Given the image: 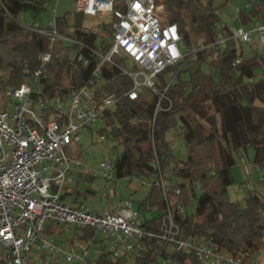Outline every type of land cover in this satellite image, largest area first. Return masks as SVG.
<instances>
[{
    "label": "trees",
    "instance_id": "obj_1",
    "mask_svg": "<svg viewBox=\"0 0 264 264\" xmlns=\"http://www.w3.org/2000/svg\"><path fill=\"white\" fill-rule=\"evenodd\" d=\"M155 2L164 6L166 21L177 25L180 45L185 49H181L183 57L177 64L158 74L157 92L143 86L134 100L123 96L132 85L131 78L118 68L123 59L113 57L112 62L101 64L97 97L108 93L119 96L116 106L102 117L108 122L115 119L109 131L122 146L115 158V177L149 182L148 191L135 206L139 215L143 214L141 222L146 231L160 233L163 212L170 208L179 237L203 238L231 253L240 250L245 259L263 247L264 191L261 196L248 189L244 204H239L229 199L227 187L232 182L231 169L237 156L241 158V152L249 146L252 166L259 170L264 188V48H251V53L245 54L233 38L227 39L224 46L214 43L217 33L225 31L230 21H222L220 16L228 0ZM44 5L45 0H0V92L29 81L39 67L38 54L50 50V61L35 88L41 90L38 96L42 100L66 97L89 80L100 62L95 51L107 52L111 22L103 24L104 33L94 31L84 26V16L76 11L55 17L56 30L73 42L57 40L49 48L48 37L34 30V23L26 26L18 20L22 11L33 9L37 15ZM236 15V25L264 22V0H247L245 6L237 8ZM99 35L103 40L97 44ZM200 44L208 47L194 50ZM238 58L239 63L234 64ZM82 59L88 63L84 65ZM38 96L32 95L34 99ZM47 112L54 113V109L48 108ZM169 128L178 130L184 158L166 138ZM161 178H177L174 186L179 193L166 189L164 196ZM86 193L95 190L86 189ZM191 196L195 207L189 213L186 206L191 205ZM177 204L182 206L181 211L176 209ZM155 207L158 215H145ZM73 231L79 240L96 241L92 227L75 225ZM142 242L144 249L133 257L132 264H157L160 259L167 264H199L194 252L162 246L158 239L147 236ZM93 263L129 264L128 256L113 259L105 245Z\"/></svg>",
    "mask_w": 264,
    "mask_h": 264
},
{
    "label": "built area",
    "instance_id": "obj_2",
    "mask_svg": "<svg viewBox=\"0 0 264 264\" xmlns=\"http://www.w3.org/2000/svg\"><path fill=\"white\" fill-rule=\"evenodd\" d=\"M74 3L75 11L84 17H107L111 22L110 46L105 54L95 51L100 62L89 80L66 97L40 99L41 90L36 89L35 84L50 61L51 52L47 50L38 54L39 67L29 81L0 92V254L3 264H59V257L85 264L88 245L78 240L76 251H68L62 242L55 243L50 234H45L50 225L94 228L102 234L105 250L113 259L139 256L144 249L142 238L147 236L158 239L162 246L194 252L199 264H264L263 255L254 254L244 259L243 251L231 253L208 244L203 238L179 237L175 214L170 208L163 212L161 232L155 234L144 229L129 198L111 210L106 204L96 209L83 202L65 200L66 195L77 191V184L86 179V175L102 178L106 188L115 178V159H103L92 169L80 155L65 153L68 145L80 140L81 129L90 128L119 100L115 93L97 97L102 81L101 64L112 62L113 57L123 59V65L118 68L132 80L123 96L134 100L143 86L157 92L158 74L183 57L177 25L166 21L163 5L155 0H74ZM52 12L54 19L47 27L34 24L33 29L48 37L49 48L57 40L73 42L56 30L54 8ZM236 12L237 8L227 22V29L217 33L214 43L224 46L227 39L233 38L244 48L251 45L255 37L258 43H264V22L255 21L247 27L236 25ZM206 47L208 45L200 44L194 50ZM239 61L236 59L234 64ZM82 62L88 63L85 59ZM128 64L134 70L128 69ZM167 87L168 84L161 96ZM33 94L38 98L34 99ZM4 97L7 101L1 104ZM32 105L37 109L30 108ZM48 108L54 109V113H48ZM108 138L113 137L105 130L100 133L99 142ZM86 150L90 151V147ZM160 183L164 186V196L166 189L179 193L173 180L161 178ZM105 196L107 194L103 193L102 197ZM176 209L181 211L182 206L177 204ZM262 245L264 247V234ZM36 256L41 258V263L35 262ZM157 264H167V261L160 259Z\"/></svg>",
    "mask_w": 264,
    "mask_h": 264
},
{
    "label": "rangeland",
    "instance_id": "obj_3",
    "mask_svg": "<svg viewBox=\"0 0 264 264\" xmlns=\"http://www.w3.org/2000/svg\"><path fill=\"white\" fill-rule=\"evenodd\" d=\"M247 0H228V3L224 7V9L220 12V16L222 21H229L230 15L234 13L235 8H241L245 6ZM160 5V4H159ZM53 6V7H52ZM52 8L55 9V17H60L64 14H72L75 12V3L74 0H45L44 9L39 12V14H35L33 9H27L22 11L18 15V20L23 25L29 26L31 24H39L41 27H47L48 22L54 19V13L52 12ZM164 8V6H163ZM109 22L107 17L100 18V17H83V24L84 26L91 28L94 31H99L104 33L102 28L104 23ZM103 37L101 35L98 36L97 44H100ZM181 49H185L184 46L180 45ZM191 48L193 45L190 46ZM251 48H257L261 50L264 48V44L258 43V39L255 37L253 44L244 47V53L250 54ZM127 68L130 70H134V68L128 64ZM5 88H3V91ZM4 94V93H3ZM7 99L4 97L2 99L1 104H3ZM12 108V107H11ZM30 108L36 110V106L32 105ZM37 112V111H36ZM41 114V112H37ZM116 123L115 119L112 118L111 121H107L104 118L97 119L90 128H83L79 131L80 133V140L74 145H68L65 148V153L67 155H80L82 160L85 162H89L90 167L92 169L96 168L99 162L103 159H115L118 156V153L121 151V145L117 144L118 142L113 138H108L103 142H99L100 137V130L106 129L110 130V128ZM166 138L171 140L173 143L174 150L178 155L181 157H185V150L184 144L182 140L178 136V130L175 128H169L166 132ZM117 144V145H116ZM116 147L114 148L113 146ZM90 147V151H87L86 148ZM242 157L239 158L237 156L236 163L232 167V182L227 187V194L230 200L236 201L239 204H244V195L246 191L249 189L257 193L258 195H263L264 188L259 181V173L258 171L252 168L251 163V156L252 150L248 146L246 150L241 152ZM241 166H244L249 170L252 174L247 179L249 183L248 189H243L240 184L243 181V173L241 171ZM175 182L179 181L177 178L174 179ZM181 181V180H180ZM187 182L186 180H182ZM77 193L69 194L65 196V200L76 201H83L86 205L90 207H94L97 204H101L99 202L98 197L101 194H107L105 196V200L110 201L108 204V208L111 210L112 206L117 205V203H121L124 199H131L133 202V206H137L138 202L144 197L146 192L149 189V182L148 181H141L137 178H117L115 177L112 181L109 182V186L106 188L105 181L100 178L96 177L92 180L84 179L80 181L77 186ZM86 189L95 190V193L87 194ZM76 197V199H75ZM191 205L186 206V210L191 213L194 211L195 207V198L191 196ZM97 207V206H95ZM98 208V207H97ZM159 211L155 208L151 212L145 213V215L155 216L158 215ZM140 217H143V214L140 213ZM62 225H59V227ZM50 225L45 231V234L51 235L54 239L55 243H59L60 240L68 249V251H76V245L78 242V238L76 239L73 225L63 226L59 233H56ZM96 241L87 238L86 240H82L85 244L88 245L87 250V257L88 261L85 264H94V260L97 257L101 247L106 244V241L102 239V234L96 232ZM36 263H41V258L36 256L34 258ZM134 261L133 257H128L129 264H132ZM59 264H77L76 260L72 262H67L64 257H59L58 259Z\"/></svg>",
    "mask_w": 264,
    "mask_h": 264
},
{
    "label": "crops",
    "instance_id": "obj_4",
    "mask_svg": "<svg viewBox=\"0 0 264 264\" xmlns=\"http://www.w3.org/2000/svg\"><path fill=\"white\" fill-rule=\"evenodd\" d=\"M252 168L254 169V167L252 166ZM255 170V169H254ZM257 170V169H256ZM241 171H242V173H243V181L241 182V184H240V186L243 188V189H248V187H249V183H248V181H247V179L249 180V177H251L252 176V174L249 172V170H247V168H245L244 166H241ZM258 171V173H259V176H260V172H259V170H257ZM78 191H74V192H72L71 194H73V193H77ZM75 199H76V197H75ZM98 199H99V202H101V204L99 203V204H97V205H95V206H97V207H92V208H96V209H102L103 207H104V204H108L110 201H108V200H105V198L104 197H102V194L98 197ZM73 199H72V197H71V200H69L70 202H73L72 201ZM75 202V201H74ZM76 202H83V201H76ZM84 203V202H83ZM120 203H117V205H115V206H112V208L111 209H115L118 205H119ZM135 207V206H134ZM63 226H69V225H62V226H53V228L54 227H56V229L57 228H61L62 229V227ZM71 226V225H70ZM55 231V230H54ZM56 232V231H55ZM56 233H59V232H56ZM77 239V238H76ZM60 242H61V240H60ZM257 255L258 256H264V247H262L260 250H259V252H257Z\"/></svg>",
    "mask_w": 264,
    "mask_h": 264
}]
</instances>
